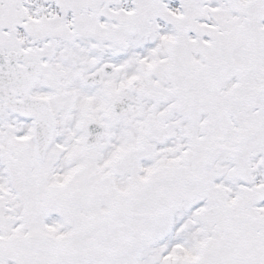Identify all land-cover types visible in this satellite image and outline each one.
Segmentation results:
<instances>
[{
  "label": "snow or ice",
  "instance_id": "obj_1",
  "mask_svg": "<svg viewBox=\"0 0 264 264\" xmlns=\"http://www.w3.org/2000/svg\"><path fill=\"white\" fill-rule=\"evenodd\" d=\"M0 264H264V0H0Z\"/></svg>",
  "mask_w": 264,
  "mask_h": 264
}]
</instances>
